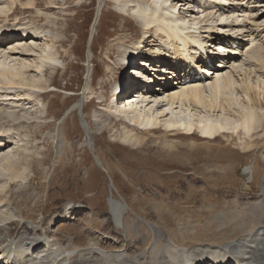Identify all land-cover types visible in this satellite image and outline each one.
I'll list each match as a JSON object with an SVG mask.
<instances>
[{
    "label": "rangeland",
    "instance_id": "1",
    "mask_svg": "<svg viewBox=\"0 0 264 264\" xmlns=\"http://www.w3.org/2000/svg\"><path fill=\"white\" fill-rule=\"evenodd\" d=\"M24 1L17 2L15 12L6 17L0 14V24L16 26L35 20L46 29L57 30L60 36L54 42L60 51L57 57L61 58L57 67L47 68V87L37 96L47 109L39 115L41 119H32L28 127L22 125L18 136L20 139L29 133L27 143L39 148V155L33 153L31 158L28 192L20 195L17 184L10 190L17 207L27 216L21 220L24 226L36 225L31 218L49 222L58 209L81 206L84 213L52 227L55 235L65 239L70 248L99 244L102 249L118 250L133 247L146 235L152 242L166 243L173 238L179 244L190 243V247L223 244L247 235L260 224L261 220H254L251 212L264 177L253 176L251 166L256 154L264 161V153L260 152L264 149L257 148L252 155L238 154L234 163L224 165L230 170L225 176L218 165L193 158L188 149L193 147L192 139L185 136L174 137L164 129L147 131L142 146H131L119 136L123 125L113 120L112 112L104 116L109 117V127L101 128L96 122V116L111 108L105 100L113 94L115 79L129 72V68L122 70L117 57L120 48L144 36L141 25L131 16L138 7L125 16L114 0H38V8L26 11ZM100 9L102 21L96 31L94 23ZM44 11L55 14L57 25L48 22ZM89 56H93L92 63ZM89 68L93 69L91 73ZM86 88L88 92L93 88L91 94ZM20 93L19 107L35 112L36 102L25 97L24 91ZM3 98L0 93V103ZM176 115L188 116L176 108L167 117ZM197 136L194 147L206 145L209 138ZM9 143L13 144L8 142L6 146ZM207 173L208 180H203ZM112 203H126L122 206L129 212L125 221L130 236L114 219ZM38 228L43 232L52 229L46 225ZM146 247L144 243L141 251ZM141 251L138 249L136 254Z\"/></svg>",
    "mask_w": 264,
    "mask_h": 264
},
{
    "label": "bare ground",
    "instance_id": "2",
    "mask_svg": "<svg viewBox=\"0 0 264 264\" xmlns=\"http://www.w3.org/2000/svg\"><path fill=\"white\" fill-rule=\"evenodd\" d=\"M22 1L0 0V4L5 5L4 7L0 6V14H4L6 17L9 12H15L14 9L18 7H15V4ZM25 1L23 3L28 5L25 7L26 11L34 7L38 8L36 4L38 0ZM114 1L118 3L117 7L121 15L128 16L138 7L135 16L133 14L131 16L139 22L144 30V36L139 38L141 41L129 42L127 46L124 45L126 41L124 44L122 43V46L125 47L120 48L121 51L117 55L119 61L127 62L132 55L139 53V47L146 46L148 53H156V56H151L154 66L160 62L169 67L172 64V68L177 65L170 73L172 76H175V70H179L180 67H182V76L193 69L191 63L187 66L188 62L181 59L175 64L165 60L169 52L174 51L175 42L187 41L191 30L190 26L207 27L213 31L225 28L230 31L229 33L237 34L240 38H244V32L249 31V33L248 38L245 41H240L237 48L229 47L232 53L228 55L227 64L223 59L219 61L217 67L213 65L211 68H207L209 69L207 73L211 74L213 71L216 77H208L206 74L204 78H200L195 74L191 76L194 79L190 83L183 84L184 77L178 76L172 85L170 82L167 83L163 89L164 93L161 94H158V87L154 90L147 88V93L141 90L135 76L132 75L136 73L133 70L137 68L136 63H132L130 69L132 71L129 70L128 77L122 76L120 73L115 81H117L118 87L135 86L136 93L129 97L126 95L127 106L112 103L109 104L111 108L103 110L100 116H96V122L101 128L109 127V117L105 118L104 116L112 112L113 120L120 121L123 125L119 136L131 146H142L146 141L145 132L147 133V131L154 133V131H163L164 129L166 132H171L170 134L174 137L185 136L192 139L190 145L193 147L188 148L191 156L218 165L223 170L221 175L225 176L229 175L230 170L224 168V165L227 162L234 163L238 154L240 156L252 155V151L255 149H264V145H261L264 143V0H254L247 5L242 3L232 9L225 7L224 11L227 13L237 11L240 14L222 20L216 15L221 6L214 4L215 0H201L205 5L203 7L199 0ZM187 4H189L188 9L184 10V6L186 7ZM143 5L145 6L142 8ZM44 13L49 23L57 25L56 19H54L55 14L45 11ZM101 21L102 10L100 9L94 23L96 31ZM207 22L210 25L204 24ZM224 22L227 24H223ZM7 24H0V93L5 97L4 101L2 100L0 103V132L2 133L0 139V152H2L0 153V253L11 250L17 244L20 246L21 261L12 262L8 257H5L7 261L5 260L4 264H186L185 257H188L189 261L193 262L192 264H264V180L261 189L256 193L258 195L254 197L257 202H254L253 212H251L253 219L256 217L254 220H261L260 224L250 229L247 235L225 241L223 244L218 242L190 247V243L179 244L173 238L166 243L161 240L152 242L149 240L150 238L148 239L149 235H146L142 242L137 239L138 243L135 241L136 244L128 249H102L99 244H91L90 247L70 248L65 239L55 235L52 227L67 219L77 218L78 213H84L81 206L77 205L66 207L63 210L58 209L50 217L49 222H45L46 219L39 221L31 218L36 225L30 228L24 226L21 220L27 216L17 207V202L10 195V190L14 184H17L20 188V195L23 196L25 192H28L26 188L30 181L28 175L30 162L34 154L39 155V148L33 143L31 146L27 143L30 137L29 133L27 138L19 139L18 136L21 135L22 125H31L32 119L34 121L41 119L42 116L39 115L47 109L46 104L37 99V96L40 95L42 89L47 87L45 79L47 68L53 67L54 69L61 63V58L57 57L60 55V51L54 42L59 39L60 35L57 30L54 32L46 29L43 24L35 20L16 26ZM25 25L27 28L22 27ZM175 28L180 29L184 36L175 34L172 37L171 33ZM41 35L46 42L35 39ZM193 41H197L195 37ZM234 41L233 38L230 43L233 44ZM90 53L93 55L92 50ZM176 55L179 56L178 52ZM89 62H93V56ZM32 70L33 73L30 72ZM90 70L93 69L89 68V73H91ZM194 71L195 69L192 71L193 74ZM90 90L92 92L93 88ZM21 91H24L25 97L36 102L35 109L37 110L35 112L19 107L20 95L23 94L20 93ZM91 92L88 93L91 94ZM10 99L13 100L9 101ZM120 99L126 100L122 94ZM91 101L92 99L89 102ZM176 108L188 116L167 117V114L171 111L173 113ZM192 115L200 118L194 119ZM64 122L66 124V121ZM195 127L197 130H193ZM197 133L199 136L201 134L200 138L202 139L209 138L206 145L200 148L194 147L193 139L198 137ZM3 138L9 142L13 140V144L9 143L6 146L7 143L2 140ZM232 145L239 147H232ZM240 148L246 149V152H242ZM180 149L177 148V153L181 152ZM260 152L264 153V150ZM259 156L256 154L255 160H253L255 162L251 166V173L253 176L264 177V161L258 159ZM98 162L100 163L99 159ZM190 178L192 179V177ZM202 178L208 180V173ZM193 179L195 178L193 177ZM234 202L239 204L240 197ZM125 204L112 203L111 211L114 219L118 221V225H122L127 231V235L130 236L125 221V216L129 212L124 209ZM245 214L247 215V213ZM254 220L252 223L255 222ZM4 225H7L8 228ZM45 225L52 229L49 228L43 232L38 228ZM104 234L113 236L108 231H105ZM117 238L119 239V237ZM144 243L147 244V247L141 251ZM31 246H36L35 254L23 258V254ZM138 249L141 252L136 254ZM190 257L193 258L192 261ZM46 258L48 259L45 260Z\"/></svg>",
    "mask_w": 264,
    "mask_h": 264
}]
</instances>
